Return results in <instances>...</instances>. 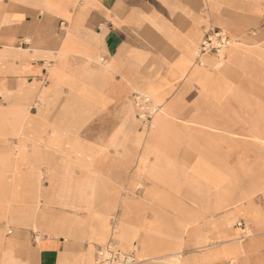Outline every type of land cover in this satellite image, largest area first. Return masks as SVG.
Here are the masks:
<instances>
[{
  "label": "crops",
  "instance_id": "obj_1",
  "mask_svg": "<svg viewBox=\"0 0 264 264\" xmlns=\"http://www.w3.org/2000/svg\"><path fill=\"white\" fill-rule=\"evenodd\" d=\"M262 12L264 0H0V264H96L109 244L138 264H264V239H226L264 231V207L248 194L237 217L220 193L246 175L264 191L251 162L264 160V42L250 34ZM217 28L223 59H198ZM138 93L175 119L139 134ZM243 127L261 156L246 135L180 136Z\"/></svg>",
  "mask_w": 264,
  "mask_h": 264
},
{
  "label": "rangeland",
  "instance_id": "obj_2",
  "mask_svg": "<svg viewBox=\"0 0 264 264\" xmlns=\"http://www.w3.org/2000/svg\"><path fill=\"white\" fill-rule=\"evenodd\" d=\"M261 24H264V12L261 13L260 18L258 19L256 24L253 25V27H252L253 30L250 32L251 35H254V39L256 40L255 41L256 45H259V44L264 42V35L260 36V37H258L256 35V32L259 30V26ZM217 29H219V28H217ZM227 35H228V33H227ZM197 50H198V47H197ZM207 54H209V53H207ZM214 55L222 57V55H217V54H214ZM221 59H223V58H220L219 60H221ZM145 97L147 100H145ZM150 100L151 99L149 98V96L145 95L143 93H138L136 95H133L131 98V103H132L133 108H134V112H133V120L134 121L133 122L135 123V130L138 131L139 134H141L145 137H147L148 134L151 132V128L149 127V125L152 122V120L155 119L156 117H161L162 119H165V120H172V119H175V117H176V115H174L173 113L165 112L162 109V107H160L159 105H156V106L161 111L155 110L156 108H154V106L152 105ZM35 107H36V109L40 108V106L38 104L35 105ZM160 112H162V113L160 114ZM55 115H57V113H55ZM247 115H248V119H250V120H257V118H258L257 112H248ZM245 116H246V114H245ZM197 130H200L201 132L195 131V129L193 131V129H191V128H186V129L180 130V131H183V133L180 136H183V134H184L185 137L192 136V138L198 139V138H196V136H201V135H205V136L216 135V136H231V137L238 136V135H246L249 138H247L245 140L249 141L250 143L245 144L243 146L246 148H250L251 152H254V151L258 152L259 153L258 156H261V153H263V151L258 150V148H259L258 141L256 139H253V137H254L253 135L255 133H253L252 131L254 129L243 127L242 129H238L239 131H237L235 133H232L233 131H231V130L228 132L227 129H215L214 130V128H199ZM168 131H170V130H168ZM177 131H178V129L174 128L171 130V133H169V132L168 133L172 136H178ZM130 133L131 132H128L126 134H130ZM181 140H183V139L181 138L179 141H181ZM123 146L125 147L128 145H123ZM143 146H144L143 144H140L139 150L142 151ZM224 146H226V144H214V152L223 151L224 149H220V148H222ZM171 148H172L171 149L172 151H175L177 153L195 152V151L207 152V151L211 150L209 148V145L200 144V143L199 144L198 143H178V144L171 145ZM175 162H177V161H175ZM247 162H250V160ZM251 162L255 163L257 170H259V168H261L264 171V160L263 159H258L256 161H251ZM175 177H177V176H175ZM235 178H236L235 179V185L229 186V188L231 190H229L228 192H220V193H222V197H223L224 201L227 198L229 199L230 203L228 204V206H231V211L233 210L237 217H247L246 211L244 209V203H247L245 201L247 200L249 195H250L249 199L251 201L250 204L252 206L257 205V206L264 207V191L254 190L256 188V186L250 184V183L256 182L257 176L254 178L250 177V179H249V176H247V175L245 176V178H241V177H235ZM216 179H218V178H216ZM203 185L205 186V184H203ZM214 195H218V193L214 192ZM231 201H233V205L231 204ZM246 224L247 223L243 218H236L232 222V228H233V230L239 231L241 229H244ZM249 234L251 236L255 235L259 239H264V231L258 233L257 231H255L253 229L251 232H246V234H241L242 236L246 235L245 238H240V237L236 238L234 236H230V237L232 239H234V241L245 239L243 241L245 243L250 238ZM230 237H226V239H229ZM212 242H214V241H211L210 243H208V245H212ZM206 249H208V248H206ZM259 251H260L259 254L264 256V247L261 248ZM241 258L242 257H240V256H234V257H231L229 260H230V262H232V264H235ZM140 259H141L140 257H137V260H140ZM229 263H226V264H229Z\"/></svg>",
  "mask_w": 264,
  "mask_h": 264
},
{
  "label": "built area",
  "instance_id": "obj_3",
  "mask_svg": "<svg viewBox=\"0 0 264 264\" xmlns=\"http://www.w3.org/2000/svg\"><path fill=\"white\" fill-rule=\"evenodd\" d=\"M230 39L227 33L221 29L207 31L197 50L198 59L203 55H222L224 50L230 46ZM145 100H147L145 98ZM139 261L134 252L124 253L116 245L109 244L99 248L96 255V264H137Z\"/></svg>",
  "mask_w": 264,
  "mask_h": 264
},
{
  "label": "bare ground",
  "instance_id": "obj_4",
  "mask_svg": "<svg viewBox=\"0 0 264 264\" xmlns=\"http://www.w3.org/2000/svg\"><path fill=\"white\" fill-rule=\"evenodd\" d=\"M220 58H222V57H220ZM244 178H245V177H244ZM253 178H254V177H253ZM218 179H219V178H218ZM218 179H216V180L214 181V183H215V182H218V181H219ZM245 211H246V210H245ZM246 215H247V214H246ZM247 217H248V215H247ZM246 232H249V231H248V228L245 229L244 232H243L242 234H246ZM238 237H240V238H245L246 235H245V236H242V235L239 236V235H238ZM230 238H231V237H230ZM236 238H237V237H236Z\"/></svg>",
  "mask_w": 264,
  "mask_h": 264
}]
</instances>
